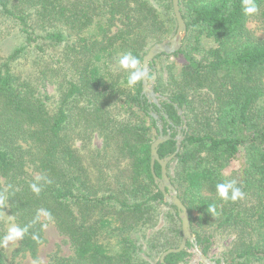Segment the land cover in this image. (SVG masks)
Wrapping results in <instances>:
<instances>
[{
	"label": "trees",
	"instance_id": "trees-1",
	"mask_svg": "<svg viewBox=\"0 0 264 264\" xmlns=\"http://www.w3.org/2000/svg\"><path fill=\"white\" fill-rule=\"evenodd\" d=\"M255 2L246 15L243 0H180L185 41L150 63L155 92L168 98L157 104L143 80L127 86L119 60L131 53L143 68L149 49L175 35L173 0H0V36L12 27L23 37L0 53V217L28 226L22 251L36 255L51 222L73 254L50 264H190L191 241L161 262L183 225L152 171L160 122L171 132L161 158L176 152L182 128L167 169L200 250L216 264L264 262V0ZM171 57L183 59L178 72ZM49 83L54 104L39 89ZM233 180L244 197L220 199L216 185ZM218 234L233 239L210 256ZM5 257L0 245V264Z\"/></svg>",
	"mask_w": 264,
	"mask_h": 264
},
{
	"label": "rangeland",
	"instance_id": "rangeland-1",
	"mask_svg": "<svg viewBox=\"0 0 264 264\" xmlns=\"http://www.w3.org/2000/svg\"><path fill=\"white\" fill-rule=\"evenodd\" d=\"M249 27L253 29V31H255L257 34H261V30L258 28L256 22L251 21L249 23ZM22 43L23 37L21 33L17 29L12 30V27H8V30L5 31V35L3 37L0 36V53L4 56H8L15 49L22 46ZM201 44L206 48L216 46V42L214 41V39L208 38L206 36H202ZM168 61L175 64V72H178L183 59L171 57ZM168 61L165 62L168 63ZM39 89L42 94L52 96V102L53 104L55 103L56 97L54 95L56 91L54 85L50 83L43 84L39 86ZM95 144L100 145V139H96ZM237 168V164L232 163L227 168V173L231 175L235 174V170ZM3 183L4 180L0 179V184ZM45 225L44 240L40 244L36 255H31L28 252L22 251L20 249L19 239L15 242H9L6 247L4 246V251L6 253L5 264H50L51 259L55 254L59 256H71L73 254V251L68 239L58 232L53 223L47 222ZM11 227H17L16 223L12 215H10L8 212H4L0 217V229L6 235ZM232 239L233 236L231 235H216L214 238V244L212 245L210 256H222L223 251L230 246ZM192 252L194 253V255L192 257L191 263L205 264L203 261L199 260L198 254L194 249L192 250ZM251 264H264V262L254 261L251 262Z\"/></svg>",
	"mask_w": 264,
	"mask_h": 264
},
{
	"label": "water",
	"instance_id": "water-1",
	"mask_svg": "<svg viewBox=\"0 0 264 264\" xmlns=\"http://www.w3.org/2000/svg\"><path fill=\"white\" fill-rule=\"evenodd\" d=\"M173 5H174L175 16H176L177 23H178V27H177V31L175 35L163 42L154 44L149 49V51L147 52V54L144 56V59H143V68L148 69L149 75L151 72H153V76L151 79L143 80L144 93L149 96L150 101H153L157 104H160L161 99H168V98L155 92L154 86L157 80V73L150 68V63L160 54L171 55L177 52L178 50H180L185 41L186 35H187V24L181 12L180 0H173ZM179 113L184 120V127H185L186 120L184 117L183 110L179 109ZM153 115L159 119V116L157 114L154 113ZM159 128H160V134L152 144V152H151L152 171H153L156 183L159 185L160 189L163 191V193L166 196L167 202L175 204L177 206L179 210V215L182 219V225H183V238L181 240V243L176 248H170L166 250L161 257V262H164L166 256L169 255L170 253H176V252H181L183 250H186L187 242L191 241L194 244L193 249L198 254L199 260L203 261L205 264H216V261L214 259H211L205 256L203 252L200 250L198 243L196 241V238L192 234L189 211L186 205L180 199L178 191L176 187L172 184L171 179L168 175V169H167L168 163L176 156L177 152L180 150V147H181L182 128L179 129V136H178L176 152L166 158H161L158 150H159V146L162 143H164L165 141L171 138V132H169L167 135H164L163 126L160 122H159ZM156 161H158L162 166V177H158L155 173ZM222 261H223V264H225L223 258H222ZM181 264H184V263H181ZM190 264H193V263H190Z\"/></svg>",
	"mask_w": 264,
	"mask_h": 264
},
{
	"label": "clouds",
	"instance_id": "clouds-1",
	"mask_svg": "<svg viewBox=\"0 0 264 264\" xmlns=\"http://www.w3.org/2000/svg\"><path fill=\"white\" fill-rule=\"evenodd\" d=\"M243 11L246 15H252L257 13L259 11V8L255 0H243ZM119 64L123 69L129 72V75L127 77V86L129 88H133L144 79H150L148 69L140 67V61L131 53H127L123 57H121L119 60ZM37 179H43V177H38ZM30 187L32 191L37 194H39V192L41 191L40 187H38L36 183L31 184ZM216 189L218 197L220 199H223L224 201L231 200L234 202L237 199H242L244 197V193L239 187L236 186V182L234 180L227 183H218L216 185ZM0 202H2V200H0ZM210 210L214 211V208ZM49 218H51L50 215ZM36 220H39V214L37 215ZM36 220H34L33 223H35ZM27 231L28 226H25L24 228L11 227L8 230V233L2 238V240H0V245L6 247L9 242H15L19 239H22ZM33 238L38 239L35 236Z\"/></svg>",
	"mask_w": 264,
	"mask_h": 264
}]
</instances>
